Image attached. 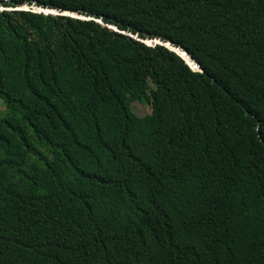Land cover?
Here are the masks:
<instances>
[{"label": "trees", "instance_id": "trees-1", "mask_svg": "<svg viewBox=\"0 0 264 264\" xmlns=\"http://www.w3.org/2000/svg\"><path fill=\"white\" fill-rule=\"evenodd\" d=\"M26 3L92 19L0 11V264H264V0Z\"/></svg>", "mask_w": 264, "mask_h": 264}, {"label": "water", "instance_id": "water-1", "mask_svg": "<svg viewBox=\"0 0 264 264\" xmlns=\"http://www.w3.org/2000/svg\"><path fill=\"white\" fill-rule=\"evenodd\" d=\"M0 11H4V10H26V11H30V9H34L33 11L35 12V10H37L38 7H29V5L26 3L24 5H22L21 7H18L17 9H10V8H5L3 7L2 5H0ZM25 8V9H24ZM38 11V10H37ZM38 12H42L43 14L45 15H63V16H68V17H71V18H75V19H82V20H91L92 18H86L82 15H80L78 12L74 11V12H68V11H64V12H61L59 10H53V9H41L39 8V11ZM97 22H99L98 20H96ZM101 23V22H99ZM111 29H114L115 31H117V29L115 27H112L110 26ZM144 44H147L149 46H156V45H162V46H165L167 48H169L170 50L176 52L181 58L185 59L186 60V63L194 70V71H197V72H202V68L200 67V65L196 62L195 58L191 57L188 53V51L184 50V49H181V48H177L175 47L171 42H163L162 40L160 39H149V40H146V41H143ZM176 49H181L185 55L187 57L190 58L191 62L194 64V68L191 66V64L188 62L187 58H185L181 53H179Z\"/></svg>", "mask_w": 264, "mask_h": 264}, {"label": "rangeland", "instance_id": "rangeland-1", "mask_svg": "<svg viewBox=\"0 0 264 264\" xmlns=\"http://www.w3.org/2000/svg\"><path fill=\"white\" fill-rule=\"evenodd\" d=\"M1 8V7H0ZM30 10H34V9H30ZM39 11V10H38ZM37 10H35V12H38ZM132 109H133V111L136 113V114H138V115H143L144 113H146L147 112V109H148V107H147V105H143V104H140V103H134L133 105H132Z\"/></svg>", "mask_w": 264, "mask_h": 264}]
</instances>
